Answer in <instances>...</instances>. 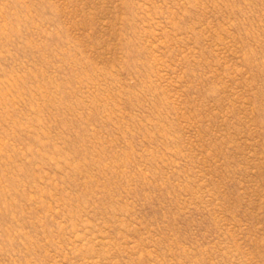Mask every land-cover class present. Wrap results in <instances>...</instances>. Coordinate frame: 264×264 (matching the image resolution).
<instances>
[{
	"label": "rangeland",
	"instance_id": "obj_1",
	"mask_svg": "<svg viewBox=\"0 0 264 264\" xmlns=\"http://www.w3.org/2000/svg\"><path fill=\"white\" fill-rule=\"evenodd\" d=\"M0 264H264V0H0Z\"/></svg>",
	"mask_w": 264,
	"mask_h": 264
}]
</instances>
